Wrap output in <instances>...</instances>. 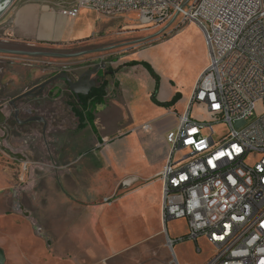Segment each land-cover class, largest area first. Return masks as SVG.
<instances>
[{
  "label": "built area",
  "instance_id": "built-area-1",
  "mask_svg": "<svg viewBox=\"0 0 264 264\" xmlns=\"http://www.w3.org/2000/svg\"><path fill=\"white\" fill-rule=\"evenodd\" d=\"M82 8L135 13L144 28L199 29L209 64L188 111L165 137L168 153L157 176L161 219L184 220L187 234L166 243L172 249L190 241L201 254L204 241L214 252L208 264H264V0H76L60 14L75 19ZM195 104L207 121L191 119ZM21 163L15 186L28 172Z\"/></svg>",
  "mask_w": 264,
  "mask_h": 264
},
{
  "label": "rangeland",
  "instance_id": "rangeland-1",
  "mask_svg": "<svg viewBox=\"0 0 264 264\" xmlns=\"http://www.w3.org/2000/svg\"><path fill=\"white\" fill-rule=\"evenodd\" d=\"M116 15L108 17L116 16L125 23L127 18L132 20V29L137 35L130 45L117 48L118 53L112 58L120 59L123 55L120 51L123 49L124 53L133 56L140 53L134 57H138V61L148 64L157 73L167 76L187 101L196 76L209 64L207 51L198 48L192 35L196 26L192 23L178 26L175 23L150 29L139 25L135 13H130V16ZM3 25L4 19L0 20V27ZM0 48L5 47L0 43ZM98 61L90 55L59 59L0 54L5 72L8 75L20 73L22 77L33 71L52 74L65 69L69 71L70 66H78V70L72 72L76 77ZM58 82L62 81L55 83ZM12 93L13 90L6 94L0 93V104L6 102V99H12ZM23 99L26 101V98ZM67 100L68 97L63 103ZM186 101L177 108V114L182 115L184 111L186 114ZM138 112L142 117L149 114L145 106L139 108ZM21 114V117H26L24 113ZM35 115L45 117V112L41 110ZM171 115L166 117V121L174 125L175 120ZM190 116L193 120H208L206 113L196 104ZM11 117L9 114L7 118L11 120ZM7 125L12 126L8 131L16 142L0 143V183L4 181L2 174H8L6 181L12 184V178H17L22 168V163L8 156L3 148L23 147L27 158L24 160L29 168L19 186L0 190V249L5 254V264H170L174 258L178 264H208L213 258L212 248L204 241L199 242L201 254L196 253L195 245L190 241L169 249L166 238L173 240L186 236L187 226L184 220L160 221V206L158 210L153 208L155 193L160 189L157 180L145 185L136 183L133 187H124L125 179L117 176L108 182L109 188L104 190L105 186L100 183L102 181L106 185L107 174L101 177L82 176L77 175L78 170L75 169L76 174L71 170V174L56 175V171L48 166L51 161L44 159L46 145L43 126L32 123L20 129L11 122ZM67 127L71 133L78 135L81 132L76 130L72 119L68 121ZM81 134L83 136L84 132ZM78 139L76 135L71 136V149L79 148L75 152L86 157L88 153L84 155V152L91 144L87 137L85 141L82 138L81 143L77 142ZM107 145L111 147L109 142ZM100 147L103 149L105 144ZM31 150L38 152V159L33 154L29 155ZM106 151L104 148L103 152ZM153 160L150 174L157 172L163 165ZM120 169L121 174L127 178H135L138 173L131 159L124 160ZM78 185L80 192L77 190ZM83 187L91 190L96 188L97 191H84ZM133 192V196L128 198ZM84 215L88 217L81 218Z\"/></svg>",
  "mask_w": 264,
  "mask_h": 264
},
{
  "label": "crops",
  "instance_id": "crops-1",
  "mask_svg": "<svg viewBox=\"0 0 264 264\" xmlns=\"http://www.w3.org/2000/svg\"><path fill=\"white\" fill-rule=\"evenodd\" d=\"M73 1L15 0L0 17V20L4 19V25L0 27V43L5 47L3 50L17 53L39 52L63 56L82 54L80 57L90 55L93 60L98 59V63L105 61L108 65L107 69L110 68L116 72L103 78L107 81L106 96L103 102L92 110V125H87L83 130L77 129V120L71 113L68 100L63 103V100L67 98V90L63 81L49 85L37 98H28L25 99L26 101L18 100L17 109L24 113L32 106L37 113L41 110L45 112V117L37 115L46 123L43 132L46 145L44 159L51 161L48 166L56 171V175L71 174V170L75 173V169L78 170L77 175L82 176L101 177L102 174H107L106 185L102 181L100 183L105 186L104 190L109 188L108 182L111 179L115 180L117 176L125 179L132 187L136 183L145 185L157 180L168 153L165 137L177 126L178 118L185 113L184 111L182 115L177 114V108L186 101L184 95L167 76L154 70L159 77V88L155 93V79L144 67L141 65L127 66L130 62L141 63L138 61V57H134L140 53L133 56V54L124 53L125 49H123L120 51L123 52L120 59L112 58L118 53L117 48L130 45L133 38L136 37L137 33L133 32L131 25L132 20L127 18L125 23L116 17L119 15L102 16L88 8H82L75 19L61 16V6H68ZM126 15L130 16V13ZM135 15L138 18L137 14ZM192 35L198 48H202L206 52L204 38L196 27ZM106 58L110 59L106 60ZM113 65L115 67H112ZM206 67H203L196 76L193 89ZM52 75L54 74L45 71H33L31 74H25L24 77L20 73L8 75L0 62V93L6 94L13 90V98H5L6 102L0 104L6 117H9V113L12 111L8 107L11 101L43 83ZM193 89L185 102V108L188 107ZM177 94L180 95V100L169 109L157 106L152 102L153 95L159 103H167ZM144 106L149 112L146 117L140 116L138 112L139 108ZM170 114L175 120L174 125H170L166 121V117ZM71 119L75 121L76 130L81 131L78 135L71 133L67 127V123ZM164 123L168 125H164ZM11 124L20 129L26 126L16 121H11ZM36 124H40V122H36ZM6 127L11 130L12 126L6 124ZM82 132H84L83 136ZM72 135L80 138L77 142L82 141V138L85 141L87 137L91 147L84 152V155L88 153L86 157H81L80 152H75L79 148L71 149ZM8 142L13 143L16 140L12 137L8 139ZM108 142L111 147L107 145ZM102 144H105L104 148L108 151L103 152L104 148L100 147ZM82 146L86 148L85 145ZM6 149L27 159L23 153L25 150L23 147ZM32 154L35 155V159L39 158L37 151L31 150L29 155ZM127 159H131L138 171L135 178H127L121 174V164ZM153 159L160 161L163 165L157 172L150 174L149 170L153 167L151 166ZM15 160L22 162L19 159ZM36 163L38 162L36 161ZM5 175L2 174L4 181L0 183V190L15 186L13 182L10 184L6 181L8 174ZM80 182L82 183V181ZM77 190L81 191L79 185ZM82 190L97 191L96 188L91 190L86 187H83ZM131 194L128 198H131L134 192ZM155 195L153 208L158 210L160 206L161 221V183L160 189L156 191ZM87 217L86 215L81 216L83 219Z\"/></svg>",
  "mask_w": 264,
  "mask_h": 264
},
{
  "label": "water",
  "instance_id": "water-1",
  "mask_svg": "<svg viewBox=\"0 0 264 264\" xmlns=\"http://www.w3.org/2000/svg\"><path fill=\"white\" fill-rule=\"evenodd\" d=\"M14 1L15 0H0V17L12 5ZM0 54H6V55H12V56H23V57H30V58L31 57H48V58H63V59H73V58H78L82 56V54L63 56V55L39 53V52L17 53L14 51H8V50H3V49H0ZM106 70H107V63L104 61H101L93 65L92 67L88 68L81 75V78L76 82H73L67 73L61 72L47 79L46 81L32 88L31 90L25 92L18 99L37 98L43 94V92L49 85L57 81H64L65 83H67V85L69 86V91L73 93L76 97H78L79 95L86 96L91 91V89L97 85L95 81L96 78L103 79L104 77H106ZM18 115H19V111L16 109L14 113V118L16 122L21 123L18 119ZM6 120H7V117L3 113V108L0 107V131H3L2 126L6 123ZM2 141L3 139L0 138V143H2ZM3 151L13 159L24 160L22 157H20V155H15L6 148H3ZM18 208L19 207H17L16 209L17 211H19ZM20 210H22V207L20 208ZM0 264H5V254L2 249H0Z\"/></svg>",
  "mask_w": 264,
  "mask_h": 264
},
{
  "label": "trees",
  "instance_id": "trees-1",
  "mask_svg": "<svg viewBox=\"0 0 264 264\" xmlns=\"http://www.w3.org/2000/svg\"><path fill=\"white\" fill-rule=\"evenodd\" d=\"M141 65L144 67L149 74L155 79L156 87L155 93L159 88V77L156 75L154 70L146 63H138V62H130L127 64L128 67H134ZM116 71L108 68L106 70V75H113ZM106 89H107V81L104 79H100L97 82V85L91 89V91L86 96H79L78 99H74L72 102H68L70 107L71 113L77 120V129L83 130L87 125H92L93 123V116L92 110L96 105H100L105 96H106ZM180 95L177 94L175 97L167 103H159L156 100L155 95L152 96V102L160 107L169 109L175 106V104L180 100Z\"/></svg>",
  "mask_w": 264,
  "mask_h": 264
},
{
  "label": "flooded vegetation",
  "instance_id": "flooded-vegetation-1",
  "mask_svg": "<svg viewBox=\"0 0 264 264\" xmlns=\"http://www.w3.org/2000/svg\"><path fill=\"white\" fill-rule=\"evenodd\" d=\"M78 66H70V69H69V71H67V69H65V70H63L62 72H65V73H67L68 75H69V77L71 78V80L73 81V82H76V81H78L80 78H81V75L86 71H83V72H81V73H79L76 77L72 74V72L75 70H78ZM58 73H61V72H56V73H53L54 75H52L51 77H53V76H55L56 74H58ZM50 77V78H51ZM98 80H99V78H96L95 79V81H96V83L98 82ZM64 82V81H63ZM64 85H65V87H66V90H67V93H66V95H67V97H68V101H67V103L68 102H72L74 99H78L79 98V96H82V95H79L78 97H76L73 93H71L70 91H69V86L67 85V83H65L64 82ZM19 98V97H18ZM15 99V100H13V101H11L9 104H8V107H10L11 109H12V111L9 113L10 114V116H12L11 117V120L10 119H8L7 118V120H6V123L2 126V129H3V131H0V138L1 139H3V141H2V144H4L5 142H7L8 141V139H10V138H12V136H11V134H10V132L8 131V129H7V127H6V124L7 123H9V122H11V121H16L15 120V118H14V113H15V110L17 109V106H16V104H17V101L18 100H20V99ZM27 99V98H26ZM11 103H13V104H11ZM1 107V106H0ZM18 111H19V115H18V119H19V121L23 124V125H28V124H32V123H36V122H40V124H42V126H43V129L45 130V125H46V123L44 122V119H42V118H40V117H38L37 115H35V113H36V109L35 108H33L32 106L29 108V109H27L24 113V115H26V117H21L20 115H21V111L19 110V109H17ZM21 118V119H20ZM40 120V121H39ZM43 130V131H44Z\"/></svg>",
  "mask_w": 264,
  "mask_h": 264
}]
</instances>
